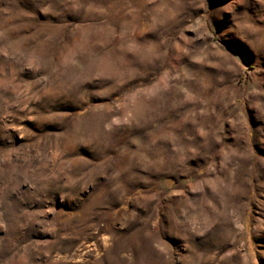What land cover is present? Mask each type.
<instances>
[{
  "label": "rangeland",
  "instance_id": "rangeland-1",
  "mask_svg": "<svg viewBox=\"0 0 264 264\" xmlns=\"http://www.w3.org/2000/svg\"><path fill=\"white\" fill-rule=\"evenodd\" d=\"M0 264H264V0H0Z\"/></svg>",
  "mask_w": 264,
  "mask_h": 264
}]
</instances>
